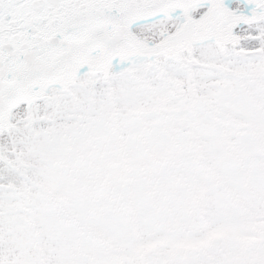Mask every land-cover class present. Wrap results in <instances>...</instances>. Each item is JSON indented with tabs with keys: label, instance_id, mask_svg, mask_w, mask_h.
Segmentation results:
<instances>
[{
	"label": "snow or ice",
	"instance_id": "obj_1",
	"mask_svg": "<svg viewBox=\"0 0 264 264\" xmlns=\"http://www.w3.org/2000/svg\"><path fill=\"white\" fill-rule=\"evenodd\" d=\"M0 264H264V0H0Z\"/></svg>",
	"mask_w": 264,
	"mask_h": 264
}]
</instances>
